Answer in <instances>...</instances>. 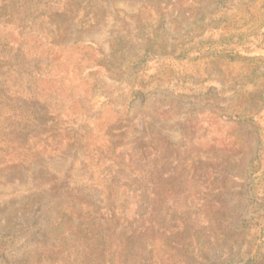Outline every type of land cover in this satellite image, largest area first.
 I'll return each instance as SVG.
<instances>
[{"label": "trees", "instance_id": "1", "mask_svg": "<svg viewBox=\"0 0 264 264\" xmlns=\"http://www.w3.org/2000/svg\"><path fill=\"white\" fill-rule=\"evenodd\" d=\"M114 1L0 0V154L9 149L13 157L0 173L3 186L19 189L13 191L21 201L46 195L53 199L51 240L38 258L50 264H188L198 247L213 248L231 238L240 245L246 239L242 264H264V192L258 215L239 225L233 208L224 203L227 179L219 175L243 162L236 158L235 139L231 144L217 138L201 141L197 135L204 126L197 116L176 119L183 133L179 139L167 137L150 122L124 120L127 111L114 115L93 138L80 123L62 122L50 108L47 99L65 91L62 61L68 51L79 47L88 62L72 65V77L84 69L87 75H95L96 67L113 69L114 61L102 57L93 41L65 45L61 40L67 34L98 31ZM124 1L134 8L128 19L115 2L112 12L124 27L132 23L134 34L145 42L137 59L140 70L154 59L161 64L236 63L246 67L244 78L254 85L264 69V56H250L253 49H264V0L260 19L250 14L239 26L242 21L235 15L230 23L216 15L218 37L190 39L187 45L168 40L165 24L194 19L202 0ZM132 40L128 33L116 32L108 40L107 55L121 54ZM101 84L98 79L94 86ZM89 115L85 111L77 119ZM251 115L222 118L236 121ZM225 153L235 155L231 163ZM19 230L0 236V259Z\"/></svg>", "mask_w": 264, "mask_h": 264}, {"label": "rangeland", "instance_id": "2", "mask_svg": "<svg viewBox=\"0 0 264 264\" xmlns=\"http://www.w3.org/2000/svg\"><path fill=\"white\" fill-rule=\"evenodd\" d=\"M114 2L125 12L122 18L128 19L127 14L134 11L133 4L124 0ZM113 3L109 4L110 8L98 31L89 35L67 34L61 40V44L65 45L77 40L93 41L103 53L102 57L107 56L114 61L113 69L106 72L96 67L95 75H87L88 71L84 69L72 77L68 71L72 65L82 63L83 66L88 62L79 47L68 51L62 61L66 64V69L63 68L66 71L65 91L47 99L50 108L61 115L62 122L73 126L80 123L86 135L93 138L97 130L111 121L114 115L123 116L126 111L129 117L124 120L136 117L139 123L150 122V127H154L155 131L175 139H179L183 133L176 125V119L185 117L191 121L193 117H199L204 126V131L197 135L201 141H204L203 138H217L227 143L236 140L234 152L236 158L243 162L236 168L222 171L219 176L227 179L222 187L226 190L224 203L233 208L234 223L239 225L251 221L260 212V194L264 192V76L261 75L264 69L258 71L254 85L244 78L246 67L236 63L182 61L161 64L154 59L146 61L140 70L137 59L143 54L145 42L134 34L132 23L127 28L114 19ZM200 4V11L195 17L198 22L194 18L165 24L168 40H179L180 45H187L190 39L206 42L220 34L219 17L226 18L225 23H230L235 15L236 19L242 21L239 26L245 23L243 20L250 14L261 18V12H258L261 0H202ZM247 26L246 23L243 27ZM116 32L128 33L133 40L121 54L107 55L108 40ZM88 53L97 57L94 52ZM250 56H264V49H253ZM98 79L102 80V84L95 88ZM252 87L261 90L250 91ZM67 93H70L68 99ZM249 93H253L254 97ZM85 111L90 113L89 118L77 119ZM247 112L255 114L251 115L252 119L226 121L222 118L223 115ZM225 155L230 163L235 156ZM9 156H12L9 149L0 154L1 168L4 169L11 162L13 157ZM3 183L0 173V236L11 229L20 230L13 232V241L8 244L5 254L1 255L0 264H50L37 255L48 248L51 240L55 216L53 199L46 195L21 201V195L13 191L19 189L16 186L5 187ZM1 208H6L2 214ZM230 239L213 248L198 247L188 264H242L246 239L241 245L234 241L231 243ZM230 244L233 246L230 247Z\"/></svg>", "mask_w": 264, "mask_h": 264}]
</instances>
